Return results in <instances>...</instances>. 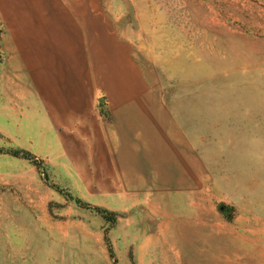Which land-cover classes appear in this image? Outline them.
I'll list each match as a JSON object with an SVG mask.
<instances>
[{"label": "rangeland", "instance_id": "obj_1", "mask_svg": "<svg viewBox=\"0 0 264 264\" xmlns=\"http://www.w3.org/2000/svg\"><path fill=\"white\" fill-rule=\"evenodd\" d=\"M51 46L91 72L100 165L33 96ZM0 264H264V0H0Z\"/></svg>", "mask_w": 264, "mask_h": 264}, {"label": "crops", "instance_id": "obj_2", "mask_svg": "<svg viewBox=\"0 0 264 264\" xmlns=\"http://www.w3.org/2000/svg\"><path fill=\"white\" fill-rule=\"evenodd\" d=\"M75 49L73 48L72 50L71 57L73 59L69 63H67V58L62 55L61 49H57V47H52L46 52V57L42 58L44 66L38 69L35 67L33 68L34 71L31 69L30 72L31 75L36 74L34 84L32 85L33 78L31 82L32 87L36 89L35 92L33 90V96L40 110L50 121V128L53 130L52 135L67 145L66 151L70 152L74 149L76 151H74L75 156H99L96 161L97 163H102L100 156H116L113 152L117 148L115 134L109 131L103 132V129L108 130L111 124L95 123L94 120L89 118L88 110L83 101L84 88L81 91V84L85 86V76L89 83L92 82L93 77L90 71L85 72L83 70L81 61H77ZM56 62H60L61 71L59 76L61 81L68 87L67 92L64 94L52 91L53 80L51 81V78L56 75L49 72ZM56 65L58 66V64ZM54 89L56 90V87ZM40 97L44 99L45 104L42 103ZM53 103L57 104L58 109L54 108ZM85 137L88 139L84 140ZM94 148L96 149L95 154H93ZM144 157L149 159L150 156ZM161 161L162 163L167 162L164 158ZM113 177H116V174ZM180 208L181 210L184 209L183 206ZM171 224L180 227L181 223L176 221ZM243 240L245 241L246 239L243 238ZM250 244L253 243L250 242ZM242 255L252 257L253 253L252 250L244 251Z\"/></svg>", "mask_w": 264, "mask_h": 264}, {"label": "trees", "instance_id": "obj_3", "mask_svg": "<svg viewBox=\"0 0 264 264\" xmlns=\"http://www.w3.org/2000/svg\"><path fill=\"white\" fill-rule=\"evenodd\" d=\"M7 152L11 153L13 155H16L17 153H21L23 155V157H25L29 160L33 159L32 154L28 150H22V149H18V148H9L7 150ZM72 199L76 204H78L80 206L88 207V208L98 212L99 214H101L104 217L109 215L110 218H113V216H111L112 215L111 212L109 210H107L106 208L91 204V203L84 201V200H82L78 197H75V196H72Z\"/></svg>", "mask_w": 264, "mask_h": 264}, {"label": "water", "instance_id": "obj_4", "mask_svg": "<svg viewBox=\"0 0 264 264\" xmlns=\"http://www.w3.org/2000/svg\"><path fill=\"white\" fill-rule=\"evenodd\" d=\"M102 98L100 97L99 100H101Z\"/></svg>", "mask_w": 264, "mask_h": 264}, {"label": "bare ground", "instance_id": "obj_5", "mask_svg": "<svg viewBox=\"0 0 264 264\" xmlns=\"http://www.w3.org/2000/svg\"><path fill=\"white\" fill-rule=\"evenodd\" d=\"M180 234V233H179Z\"/></svg>", "mask_w": 264, "mask_h": 264}]
</instances>
